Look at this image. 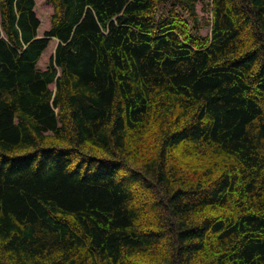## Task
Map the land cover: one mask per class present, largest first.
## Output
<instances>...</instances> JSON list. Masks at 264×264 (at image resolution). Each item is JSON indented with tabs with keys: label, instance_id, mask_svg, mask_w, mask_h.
Returning <instances> with one entry per match:
<instances>
[{
	"label": "trees",
	"instance_id": "1",
	"mask_svg": "<svg viewBox=\"0 0 264 264\" xmlns=\"http://www.w3.org/2000/svg\"><path fill=\"white\" fill-rule=\"evenodd\" d=\"M199 1L0 0V264H264V0Z\"/></svg>",
	"mask_w": 264,
	"mask_h": 264
},
{
	"label": "rangeland",
	"instance_id": "2",
	"mask_svg": "<svg viewBox=\"0 0 264 264\" xmlns=\"http://www.w3.org/2000/svg\"><path fill=\"white\" fill-rule=\"evenodd\" d=\"M35 1V13L37 17L40 19V26L38 28V35L43 36L44 32L50 26V17L52 14V5L47 2V0H34ZM168 9V8H167ZM167 9L165 7L161 8L160 14L166 15ZM196 9L199 13L200 19V34L201 35H209L211 33V15H210V3L208 0H200L197 5ZM57 40L55 38H50L49 43L41 55V58L38 62L39 68H46L49 64V61L54 53L55 46ZM54 88V84L50 85Z\"/></svg>",
	"mask_w": 264,
	"mask_h": 264
}]
</instances>
